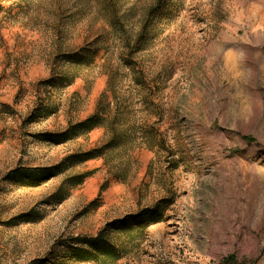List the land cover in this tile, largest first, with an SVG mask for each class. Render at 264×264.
<instances>
[{
  "label": "rangeland",
  "instance_id": "374dc122",
  "mask_svg": "<svg viewBox=\"0 0 264 264\" xmlns=\"http://www.w3.org/2000/svg\"><path fill=\"white\" fill-rule=\"evenodd\" d=\"M100 99L125 141L63 162ZM142 210L105 264H264V0H0V264H100Z\"/></svg>",
  "mask_w": 264,
  "mask_h": 264
},
{
  "label": "trees",
  "instance_id": "16d2710c",
  "mask_svg": "<svg viewBox=\"0 0 264 264\" xmlns=\"http://www.w3.org/2000/svg\"><path fill=\"white\" fill-rule=\"evenodd\" d=\"M132 68L131 64L128 66ZM112 112V113H111ZM109 109V106L100 99L97 103L95 112L87 117L85 120L68 127V129L58 135H54L53 141L58 143L66 142L73 139L81 132H90L97 127H103L106 133L109 135L108 144L101 148L85 152L83 154L70 155L63 162L69 161L72 158L78 157L82 161H88L97 157H104L107 150H116L119 147L118 142H124V134L119 130V111L118 107H114V111ZM111 113V114H110ZM108 115H111L108 117ZM73 160V159H72ZM81 182V180H80ZM102 191V190H101ZM149 210H142L137 215H128L121 220L107 223L105 227L98 231L93 237L88 238H76L75 241L81 246H73L72 252L79 255V259L92 260L100 264L106 262H114L120 258L119 248L108 239V233L111 231L122 230L125 224L135 221L138 224V229H144L152 221L144 224V221L149 217ZM85 246V247H83Z\"/></svg>",
  "mask_w": 264,
  "mask_h": 264
},
{
  "label": "bare ground",
  "instance_id": "6f19581e",
  "mask_svg": "<svg viewBox=\"0 0 264 264\" xmlns=\"http://www.w3.org/2000/svg\"><path fill=\"white\" fill-rule=\"evenodd\" d=\"M237 1V0H236ZM239 226H237L235 229H234V232H238V230H239Z\"/></svg>",
  "mask_w": 264,
  "mask_h": 264
}]
</instances>
